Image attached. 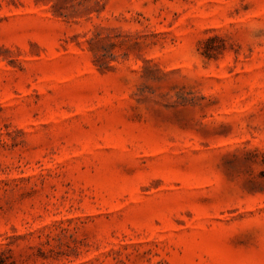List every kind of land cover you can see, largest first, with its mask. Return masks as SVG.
<instances>
[{
    "label": "rangeland",
    "instance_id": "rangeland-1",
    "mask_svg": "<svg viewBox=\"0 0 264 264\" xmlns=\"http://www.w3.org/2000/svg\"><path fill=\"white\" fill-rule=\"evenodd\" d=\"M0 264H264V0H0Z\"/></svg>",
    "mask_w": 264,
    "mask_h": 264
}]
</instances>
